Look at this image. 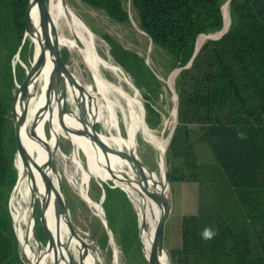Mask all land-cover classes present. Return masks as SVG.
<instances>
[{"label": "trees", "instance_id": "trees-1", "mask_svg": "<svg viewBox=\"0 0 264 264\" xmlns=\"http://www.w3.org/2000/svg\"><path fill=\"white\" fill-rule=\"evenodd\" d=\"M82 1L103 9L118 22L129 20L122 0ZM28 4L29 0H0L10 22L7 31L16 39L13 53L23 39ZM132 5L141 29L183 68L179 83V124L168 151L171 152L183 132V148L176 154L183 158L189 172L171 166L170 181L199 183L202 180L203 166L190 139L195 127L200 131L199 140L208 144L229 187L230 197L224 195L220 201L219 196L217 207L234 204L227 206L231 210L217 208L184 215L182 246L170 251L172 262L264 264V0H231L228 31L219 39L203 42L188 68L185 67L192 60L203 33L224 26L221 0H132ZM110 44L113 55L128 70L131 63L138 64L135 55L114 41ZM11 111L12 98L0 93V264H27L6 207L17 180ZM114 194L126 198L120 188L106 185L104 204ZM106 215L111 229L119 231L108 208ZM133 221L136 228L135 216ZM128 228L123 223L120 230L125 251L130 247L126 242ZM205 228L213 231L211 239L202 237ZM36 233L47 243L40 221ZM103 238L104 242L108 241L107 234Z\"/></svg>", "mask_w": 264, "mask_h": 264}, {"label": "rangeland", "instance_id": "rangeland-1", "mask_svg": "<svg viewBox=\"0 0 264 264\" xmlns=\"http://www.w3.org/2000/svg\"><path fill=\"white\" fill-rule=\"evenodd\" d=\"M67 1L71 5L77 20L82 22L83 25L96 36L97 42L95 41V44L99 54L103 58H107V51H109L112 60L115 64L120 66L124 75L131 81L132 85L140 93L141 102L144 107L143 118L150 130L154 129L161 131L163 128L162 124L167 119H170L169 117H171V112L176 105L177 117L172 133L169 136L168 130L163 134L164 139L169 137V143L165 154L167 160L168 178L171 172V166L180 169L183 168V170L188 173L189 170H187L183 158L181 156H177L176 154L177 151L183 148V132L178 136L176 145L171 152L168 151L171 143L170 140H172L175 130L179 124V83L181 78V69L183 68L179 67L173 57L162 47L156 45L141 29L139 25L138 13L132 5V0H122L123 6L129 13V20L126 22H118L111 18L103 9L90 6L82 0ZM221 2L222 9L227 2L229 5V13L226 15V18L224 16V26L220 30L203 33L209 36L204 43L210 39L218 38L219 36H213H217L216 32L226 28L227 20H229V26L231 24V1L221 0ZM9 25L10 22L3 6H0V93H4L8 97L12 98L11 120L16 138L15 166L17 169V180L8 197L6 207L10 212L13 227L15 233L17 234L13 211L10 206L13 191L19 180V149L16 137V122L18 123L17 113L19 97L21 95L20 88H22L25 83L27 68L30 66L34 47L31 41H26L25 33H27V29L25 27L23 39L17 50L13 53L16 46V39L7 31ZM229 26L227 30L229 29ZM110 41L118 43L125 50L135 55L139 59L138 64L131 63V70H128L113 55ZM77 42L78 44H81L79 37L77 38ZM59 58L63 68V95L66 109L72 115H75L80 122L88 126H94L98 134L104 135L102 142L107 145L110 119L106 111L107 107L105 100L99 95L98 91L94 87V77L90 68H88V65L83 62L81 57L72 56L66 48L60 50ZM135 60L136 59H133V61ZM176 71L178 75L173 80V74ZM136 80H138V84ZM175 96L177 100L176 102L174 100ZM38 99L39 101H43L44 97L40 96ZM150 109L154 110V113H152V110ZM119 124H121V133H125L123 136H126V131L124 130L125 127L121 118ZM194 128L195 127H193L190 133V139L193 141V147L196 148L199 161L203 166L201 171L202 180L199 183L187 181L181 183L176 180L170 181L169 179L170 185L167 196L170 204V215L164 228L163 247L169 255L171 264L174 263L171 260L170 251L173 249H179L182 246L180 224H182L184 215H197L202 210L216 211L217 208H224L228 210L229 207L227 206H234L233 204L217 207L216 204L219 196L221 197L220 201L224 195L225 198L230 197L228 194L229 187L223 180V173L218 169L216 163L214 162L215 159L208 144L199 140L198 136L200 131L199 129ZM51 133L52 127L49 121L45 124L43 123L41 134L42 139L46 141V144L51 138ZM58 143L60 151L53 158L54 167L58 177L60 178V191H58L57 195L61 200L62 206H64L65 210L68 212L73 229L75 230L79 240L83 245L89 248V251L93 254L95 259L94 264H149L143 257L141 244L138 242V217L127 193L120 188L125 193L126 198H122L118 194H114L113 199L109 203L104 204L105 199L103 201V195L105 193L106 185L114 188L118 185L115 177H112L109 174L107 168L108 164L101 158L98 159V162L90 161L91 159H89V156L86 155L87 152L85 149L79 150L77 154H75L73 144L65 138V136L60 137ZM115 148L118 150L117 146ZM125 152L126 151H124L123 155L130 160L129 154L127 152L125 154ZM139 153L145 163L151 166L153 163L152 156H155V153L151 145L143 139L141 134L139 135ZM71 158L75 161L71 160ZM82 165L84 166V175H82ZM173 174L174 173L172 172L171 175ZM39 199L40 197H37L36 199V223L34 228L35 235L37 236L39 242L42 247H45L46 243L43 242L36 233V225L38 221L41 223L42 208ZM91 203L95 205L97 204V207L101 204V214L98 213L94 207L92 208ZM106 208H108L110 214L113 216L116 226L119 227V231L121 230V225L123 223L129 225V230L127 231L128 238L126 242L130 247L127 251L124 249L121 231L114 232L110 227L106 215ZM231 209L232 208L229 210ZM134 216L137 224L136 228H134L132 224L134 223ZM46 229L48 230L47 227ZM44 231L47 235V239H49L45 229ZM110 233L115 241L113 244H110ZM104 234H107L108 236V241L106 242H104ZM113 245H115V247ZM79 250L82 251L81 248H79ZM52 252L56 263L60 264L59 257L53 248ZM20 253L24 261L29 264L27 257L21 250V247ZM71 264L81 263L73 258Z\"/></svg>", "mask_w": 264, "mask_h": 264}, {"label": "bare ground", "instance_id": "bare-ground-1", "mask_svg": "<svg viewBox=\"0 0 264 264\" xmlns=\"http://www.w3.org/2000/svg\"><path fill=\"white\" fill-rule=\"evenodd\" d=\"M30 7L31 28L25 33V37L26 41H31L34 52L19 97L17 113L20 141L19 180L10 200L21 250L29 264H57L52 248L56 251L60 264H70L73 258L81 264L95 262L93 254L82 244L75 230L70 231L68 218L57 195L60 191V178L54 167L53 158L60 151L58 143L60 137L65 136L73 144L75 154L85 149L90 161L98 162L101 158L108 164L109 174L115 177L118 186L127 193L137 213L138 242L141 244L143 257L149 264H155L153 260L151 261V258H154L155 230L164 212V203L159 194L167 195L169 192L164 163L169 137L164 139L163 134L169 130V136L171 135L176 122L177 107L174 106L170 119L162 124L161 131L146 127L140 93L124 75L120 66L112 60L109 51L107 58L99 54L95 44L96 36L77 20L67 0H47L50 15L47 49L53 54L56 66L49 52L46 53V62H43L42 45L39 42L40 38L43 39L41 15L35 0H31ZM223 12L226 18L229 13L228 2L223 7ZM228 26L229 20L226 28L216 32L217 36L224 33ZM78 37L81 44L77 42ZM208 37L206 34L202 36L198 49ZM64 48L72 56L81 57L88 65L94 77V87L105 100L110 119L107 144L110 151L96 147L89 140V134L94 131L92 126L80 122L65 107L64 78L57 60L58 52ZM177 71L173 74V80L178 75ZM40 96L44 97L43 101H39ZM174 100L177 101L176 96ZM120 118L126 136L120 131ZM47 121L51 124L52 133L46 144L42 139L41 131L43 123ZM140 134L154 150L155 156H152L151 166L147 165L140 156ZM98 136L102 141L104 135L98 134ZM124 151L134 159H127L123 155ZM39 167L44 168L46 172L47 190ZM81 168L84 175V166L82 165ZM37 197H40L42 217L50 234V240L45 247H42L34 231ZM91 205L101 214V204L99 207L97 204V206L93 203ZM110 236V244H113L114 238L112 234ZM163 263L169 264L165 254Z\"/></svg>", "mask_w": 264, "mask_h": 264}, {"label": "water", "instance_id": "water-1", "mask_svg": "<svg viewBox=\"0 0 264 264\" xmlns=\"http://www.w3.org/2000/svg\"><path fill=\"white\" fill-rule=\"evenodd\" d=\"M35 1L38 4L40 15H41L40 24H41V30H42L43 39L40 38L39 42L42 45L43 62H46V53L49 52L50 58L53 61L54 65L56 66L53 54H51L50 51H48V49H47L48 48V28H49V24H50V15H49L48 7H47V0H35ZM230 1L231 0H229V2ZM30 5H31V0H30V2L28 4L27 12H26V29H27V31L31 28V23H30V9H31V7H30ZM227 31L228 30L224 31V33H222L218 38H213V39L221 38ZM200 49L201 48H199V49L196 48V52H195L192 60L190 61V63L185 68H188V67L191 66V64L194 61L195 56L200 51ZM59 52H58L57 60H58V64H59L61 70L63 71L62 64H61V61H60V58H59ZM24 85H25V83L23 84V86ZM20 90H21V88H20ZM143 109H144V107H143ZM144 124L146 125V127H148V125H147L145 120H144ZM92 128H93L94 131H92L89 134V140L96 147H98V148H100L102 150H105V151H110L108 146L105 145L100 140L98 134L96 133V130H95L94 126H92ZM16 137H17L18 149H19L20 148V145H19V131H18V123L17 122H16ZM170 142H171V140H170ZM131 159H134V157L130 156V160ZM164 163H165V174H166V178H167V184L169 186L170 185V181H169V178H168V168H167L166 157L164 158ZM38 169H39V172H40V174L42 176V180H43L44 186H45V188L47 190V187H46V178H47L46 172H45L44 168H42V167H39ZM47 182H48V185H49V179L47 180ZM116 187H119V186L116 185ZM159 195H160V199H162V201L164 203V212H163V214H162V216H161V218L159 220V223H158V225L156 227V230H155V240H154V246H153L154 258L153 259L151 258V261L153 260L155 264H164L163 263V255L165 254L166 258L169 261V264H171L169 255L167 254V252L164 250V247H163V233H164V228H165L166 222H167L168 217L170 215V204H169V201H168V196L166 194L165 195L164 194H159ZM104 199H105V193L103 195V201H104ZM63 211L65 212L66 217L68 218V224H69L70 231L73 232L72 223L70 221L68 212L65 210L64 206H63ZM42 215H43V211L41 210V224H42V226L44 227V229L46 230V232L48 234V237H49L48 241H49L50 240V234H49L48 230L46 229V226L44 224V220H43ZM35 223H36V220H35ZM34 231H35V228H34ZM48 241H47V243H48ZM70 264H71V262H70Z\"/></svg>", "mask_w": 264, "mask_h": 264}, {"label": "clouds", "instance_id": "clouds-1", "mask_svg": "<svg viewBox=\"0 0 264 264\" xmlns=\"http://www.w3.org/2000/svg\"><path fill=\"white\" fill-rule=\"evenodd\" d=\"M214 233L210 228H205L204 231L202 232V237L204 239H211L213 237Z\"/></svg>", "mask_w": 264, "mask_h": 264}, {"label": "crops", "instance_id": "crops-1", "mask_svg": "<svg viewBox=\"0 0 264 264\" xmlns=\"http://www.w3.org/2000/svg\"><path fill=\"white\" fill-rule=\"evenodd\" d=\"M225 16V15H224ZM179 182H181V183H184V182H186V181H179ZM200 209V208H199ZM180 227H181V239H182V224H180Z\"/></svg>", "mask_w": 264, "mask_h": 264}]
</instances>
